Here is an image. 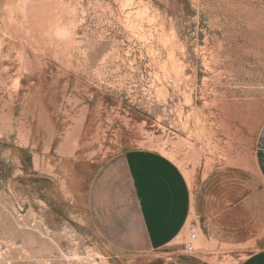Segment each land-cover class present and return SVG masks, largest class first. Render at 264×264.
I'll use <instances>...</instances> for the list:
<instances>
[{"label": "rangeland", "instance_id": "1", "mask_svg": "<svg viewBox=\"0 0 264 264\" xmlns=\"http://www.w3.org/2000/svg\"><path fill=\"white\" fill-rule=\"evenodd\" d=\"M134 148L184 171L196 250L199 214L264 193V0H0V264H152L87 212L98 167Z\"/></svg>", "mask_w": 264, "mask_h": 264}, {"label": "crops", "instance_id": "2", "mask_svg": "<svg viewBox=\"0 0 264 264\" xmlns=\"http://www.w3.org/2000/svg\"><path fill=\"white\" fill-rule=\"evenodd\" d=\"M256 158L259 168L260 153ZM247 179L242 175L240 186ZM226 202L223 210L199 214L200 248L188 253L194 200L184 171L163 153L134 148L98 167L88 187L87 212L107 244L152 264H221L217 260L224 256L212 243L218 225L225 245L248 251L238 264H264V193L246 194L241 188V194Z\"/></svg>", "mask_w": 264, "mask_h": 264}, {"label": "built area", "instance_id": "3", "mask_svg": "<svg viewBox=\"0 0 264 264\" xmlns=\"http://www.w3.org/2000/svg\"><path fill=\"white\" fill-rule=\"evenodd\" d=\"M198 239V234L194 231H191L189 234L188 244L186 245V250L189 253L194 252L195 250V243Z\"/></svg>", "mask_w": 264, "mask_h": 264}, {"label": "bare ground", "instance_id": "4", "mask_svg": "<svg viewBox=\"0 0 264 264\" xmlns=\"http://www.w3.org/2000/svg\"><path fill=\"white\" fill-rule=\"evenodd\" d=\"M188 239H189V236H188ZM197 241H198V239H197ZM197 241H196V242H197ZM195 245H196V243H195ZM195 250H196V247H195ZM195 250H194V252H195ZM186 251H187V250H186ZM188 253H189V252H188ZM192 253H193V252H192Z\"/></svg>", "mask_w": 264, "mask_h": 264}]
</instances>
